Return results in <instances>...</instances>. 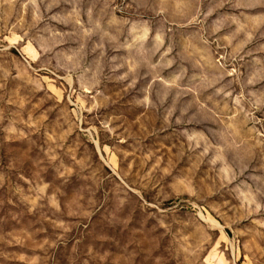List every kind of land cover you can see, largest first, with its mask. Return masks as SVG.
<instances>
[{
	"label": "rangeland",
	"instance_id": "obj_1",
	"mask_svg": "<svg viewBox=\"0 0 264 264\" xmlns=\"http://www.w3.org/2000/svg\"><path fill=\"white\" fill-rule=\"evenodd\" d=\"M0 264H264V0H0Z\"/></svg>",
	"mask_w": 264,
	"mask_h": 264
}]
</instances>
